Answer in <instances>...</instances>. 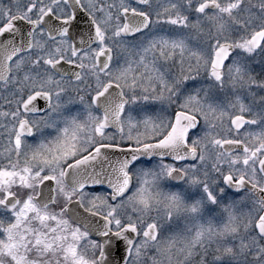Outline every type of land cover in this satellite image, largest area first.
Segmentation results:
<instances>
[{
	"label": "snow or ice",
	"instance_id": "snow-or-ice-1",
	"mask_svg": "<svg viewBox=\"0 0 264 264\" xmlns=\"http://www.w3.org/2000/svg\"><path fill=\"white\" fill-rule=\"evenodd\" d=\"M0 264H264V0H0Z\"/></svg>",
	"mask_w": 264,
	"mask_h": 264
},
{
	"label": "flooded vegetation",
	"instance_id": "flooded-vegetation-1",
	"mask_svg": "<svg viewBox=\"0 0 264 264\" xmlns=\"http://www.w3.org/2000/svg\"><path fill=\"white\" fill-rule=\"evenodd\" d=\"M257 71H259V68H257Z\"/></svg>",
	"mask_w": 264,
	"mask_h": 264
}]
</instances>
